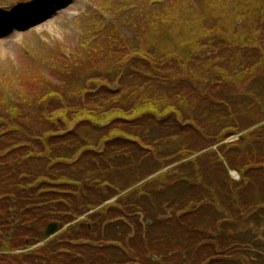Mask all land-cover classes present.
<instances>
[{"label":"trees","instance_id":"16d2710c","mask_svg":"<svg viewBox=\"0 0 264 264\" xmlns=\"http://www.w3.org/2000/svg\"><path fill=\"white\" fill-rule=\"evenodd\" d=\"M238 4L225 7L223 15L209 12L210 25L197 32L202 39L224 33L226 41L215 46L223 50L217 56L204 52L199 62H188L180 55L173 69L170 61L157 65L160 69L155 65L162 57L155 64H133L117 82L93 78L89 86L93 95L53 94L43 102L32 99L36 103L30 102L31 96H20L15 104L2 103L0 264H126V253L110 244L114 242L110 229L115 239L119 232L114 226L121 225L106 222L125 216L138 226L136 236L143 237L139 216H154L165 207L185 211L193 203L197 209H189L190 219L177 223L183 228L180 233L147 227L151 248L162 245V252H172L173 264H189L188 256L193 260L198 250L204 251L198 258L202 264H264L263 245L256 257L245 250L249 223L264 227V39L253 27L247 34L234 32L230 20L253 10L245 0ZM257 14L264 24V13ZM258 48L262 54L250 50ZM111 54L114 59L117 52ZM71 77L72 82L79 80ZM179 77L191 79L187 99L164 91L168 83L186 90L176 83ZM213 82L219 86L214 90H221L216 95L209 91ZM114 83L117 89L110 91ZM194 95L197 102L201 99V112L196 111ZM231 134L240 136L236 142L223 143ZM213 145H218L216 150H208ZM202 151L194 160L134 188L115 205L97 209L115 190L134 187ZM223 160L228 169L241 172L240 181L230 180ZM94 209L86 220L91 230L84 221L31 252L8 253L21 248L26 239L30 245L44 239L48 222L62 227ZM110 215L114 217L107 218ZM217 228L226 229L224 237ZM180 236L184 240L180 238V249H175L172 240ZM216 248L227 251L226 263Z\"/></svg>","mask_w":264,"mask_h":264},{"label":"rangeland","instance_id":"374dc122","mask_svg":"<svg viewBox=\"0 0 264 264\" xmlns=\"http://www.w3.org/2000/svg\"><path fill=\"white\" fill-rule=\"evenodd\" d=\"M0 1V94L15 88H20L22 85H29L30 83L40 85L37 84L38 81L47 77L48 70L52 69L54 66L60 68L58 71L61 76L62 72L66 69L65 67L71 65L72 61H65L62 59L65 50L59 47V44H62L60 46L75 52V56L70 52L73 57L83 56L85 54V49L83 48L84 44L80 41L81 37L79 38L83 23H76L75 21L65 22L67 17L75 18L80 14V11H76L75 9H65V6H61L63 0H47V5L39 12V15L47 16L49 18V24L53 22L52 20L55 18L54 22L58 26L49 25L40 30H23L22 32L20 30L17 31L16 29L24 22L23 12L29 11L36 4H32L27 8L24 7L18 9L17 12H13L2 10L7 9L9 5L5 0ZM11 1L14 2L15 0ZM78 1L80 4L85 3L83 0ZM89 1H91L93 5L96 4L100 9L112 4V0ZM155 1L157 0H124L119 5L114 3L110 8H104V10L109 12L108 17L113 18L115 25L128 28H121L120 32V34L125 37V45L127 49L133 50L140 46L143 47L147 43L150 45L157 44L159 47L163 46L162 44L154 43L149 39L153 30L149 25V22H152L158 29H162V31L166 29L165 45L175 42L176 40L177 48L175 49V52L177 54L193 55L194 51L189 53L186 44H190L195 40L196 32L201 31L204 27L201 22H206L208 13L211 11H217L219 14L223 15L224 11L222 9H224L225 6H231L233 3L231 0ZM127 6L134 7L129 11L128 20H126L123 12H119ZM220 7H222V9H220ZM230 21L232 22V20ZM221 24L225 27L222 22ZM244 26H250V22L248 21L244 24L242 23L241 26H237L234 32L245 31L246 29ZM100 27V24L93 23L90 26V31L96 32ZM222 34L216 35L217 39L226 41L225 36H222ZM214 39V37H209L207 41L212 42ZM78 43L80 44V47L74 49V47L77 48L76 45ZM24 47L25 51L23 50ZM208 50H210V48H208ZM25 52L30 55L28 57L27 55L25 56ZM196 54L199 53L196 52ZM36 55L40 56L39 64L37 60H35ZM87 59L88 57L77 59L80 60L78 65V73L80 74V77L84 76L85 73L91 69ZM188 61L191 62L190 59ZM157 67L160 69L159 66ZM173 68H176L175 61L170 62L169 64V69ZM69 69H72V67H69ZM176 83L181 84V78ZM171 85L172 83H168V87ZM174 91L176 94L181 95L182 98H188L187 92H183L177 88H175ZM196 106L197 109H200V104L196 103ZM189 129H191V127ZM189 140L190 142H194L193 139ZM213 185L214 192L215 180L213 181ZM188 207L189 209L196 208L194 206ZM186 211H188V209H186ZM172 214L173 217H178L182 213L174 209ZM191 215L192 214H187L183 220H189ZM256 242L264 247V227L260 228ZM146 246L147 245L142 243L139 248L140 250H145ZM245 250H252V247L247 245ZM153 253L157 255L159 254V252H150L149 255H152ZM216 253V255L221 258H225V255H228L225 249L223 252H220L216 248ZM189 257L192 258V256ZM222 263H226V260H223Z\"/></svg>","mask_w":264,"mask_h":264},{"label":"water","instance_id":"95a60500","mask_svg":"<svg viewBox=\"0 0 264 264\" xmlns=\"http://www.w3.org/2000/svg\"><path fill=\"white\" fill-rule=\"evenodd\" d=\"M54 230H55V225H50L46 233L52 234L54 232Z\"/></svg>","mask_w":264,"mask_h":264}]
</instances>
